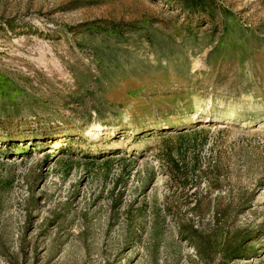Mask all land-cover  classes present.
Returning <instances> with one entry per match:
<instances>
[{
	"label": "rangeland",
	"instance_id": "1",
	"mask_svg": "<svg viewBox=\"0 0 264 264\" xmlns=\"http://www.w3.org/2000/svg\"><path fill=\"white\" fill-rule=\"evenodd\" d=\"M0 264H264V0H0Z\"/></svg>",
	"mask_w": 264,
	"mask_h": 264
},
{
	"label": "bare ground",
	"instance_id": "2",
	"mask_svg": "<svg viewBox=\"0 0 264 264\" xmlns=\"http://www.w3.org/2000/svg\"><path fill=\"white\" fill-rule=\"evenodd\" d=\"M227 112V111H226ZM226 114V113H225Z\"/></svg>",
	"mask_w": 264,
	"mask_h": 264
}]
</instances>
